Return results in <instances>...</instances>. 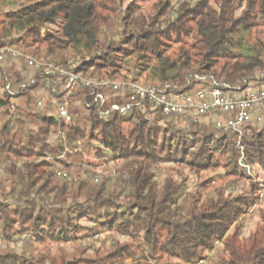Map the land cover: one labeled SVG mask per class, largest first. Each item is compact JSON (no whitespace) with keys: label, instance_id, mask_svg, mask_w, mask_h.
<instances>
[{"label":"trees","instance_id":"16d2710c","mask_svg":"<svg viewBox=\"0 0 264 264\" xmlns=\"http://www.w3.org/2000/svg\"><path fill=\"white\" fill-rule=\"evenodd\" d=\"M1 2L4 9L8 0ZM126 2L24 0L0 15V48L26 45L58 66L77 63L76 72L91 80L151 79L178 93L194 92L196 75L235 91L264 87V0ZM7 77L14 87L22 82L19 71ZM40 80L13 101L0 98V241L23 238L27 246L1 250L0 264H198L218 244L217 264H264V213L248 238L239 223L264 191V124L250 123L239 138L214 129L212 118L184 123L148 103L102 117L112 104L127 102L110 93L100 107L86 91L77 100H88L91 109L76 108L75 120L60 122L32 111ZM117 161L127 176L118 194L106 182L93 190L55 174ZM163 164L214 177L193 189L187 179L161 186L152 169ZM223 178L251 181L250 191L226 196L215 187ZM213 187L215 195L206 193ZM103 234L126 241L95 258H51L30 249Z\"/></svg>","mask_w":264,"mask_h":264},{"label":"built area","instance_id":"2783aa9c","mask_svg":"<svg viewBox=\"0 0 264 264\" xmlns=\"http://www.w3.org/2000/svg\"><path fill=\"white\" fill-rule=\"evenodd\" d=\"M15 49L23 50V57L15 56ZM77 63L68 67L58 66L55 62L39 59L29 52L26 45L20 48H0V78L4 77L6 84L0 86V97L14 100L23 90H29V81L41 82L33 112L48 113L60 118V122H71L76 119V108L86 111L92 104L88 100H77L81 92H88L89 98L100 107L109 104V94L119 96L127 102L125 105L114 103L110 111L100 112L107 117L110 112L126 114L133 108L148 103L154 110L163 115L176 117L184 123H199L206 118H212V126L222 134L235 133L239 138L244 135V127L250 123L264 124V87L250 85L246 89L235 91L228 85L223 90H208V82H218L214 77L196 75L203 78V85L186 95L179 93L170 86L156 87L151 84H139L133 80H91L76 72ZM21 72L22 82L16 87L8 81V71ZM9 110L16 114L17 106L9 104ZM59 177H67L66 173H56ZM264 201V195L261 196ZM198 264H208L204 258Z\"/></svg>","mask_w":264,"mask_h":264},{"label":"rangeland","instance_id":"374dc122","mask_svg":"<svg viewBox=\"0 0 264 264\" xmlns=\"http://www.w3.org/2000/svg\"><path fill=\"white\" fill-rule=\"evenodd\" d=\"M130 2V0H126ZM178 1H187V0H173L174 3ZM192 4H195L198 0H188ZM24 0H8V4L3 9V3H0V15L10 9H16L18 8V5L23 3ZM150 6V4L148 5ZM262 35H259V38ZM256 37V36H255ZM255 40V38H253ZM17 50V49H16ZM19 51V50H17ZM22 52V51H20ZM78 66V65H77ZM120 81V80H118ZM146 80L142 79L139 84H145ZM146 84H154V81L149 79ZM201 122V121H200ZM182 125H185L182 123ZM245 134V130H244ZM63 137V136H62ZM53 142L56 140V138L52 139ZM57 141V140H56ZM123 162L117 161V162H109L106 166L103 167H97V168H88L84 167L81 172H66V171H60L66 173L67 177H59L56 173V177L58 179H61L63 181L71 182L78 184L79 182L86 183L91 189H97L99 185H101L103 182H106L108 184V189H110L111 193H121L123 189H119L117 185L121 183L123 180L127 179L126 173L123 170ZM176 167V168H175ZM156 176L158 183L163 186L166 184V181L168 179L173 178L178 183H181L183 180L187 179L186 181L189 182V189H193L194 186L200 185L203 183V181L209 180L212 177H214V174L209 173H203L199 178H196L195 176H192L188 170H180L177 166L173 165H159L156 168L152 169ZM246 171L250 174L251 169L249 167H246ZM4 169L1 167L0 164V180L2 177H4ZM260 181V179H255L254 182ZM250 185L251 181L247 182H241L237 184H228L226 179H221V182L217 183L215 187H223L225 188V194L228 195H240L245 194L250 191ZM211 188L208 192L209 195H215L216 188ZM264 195V191L260 194L259 199L256 201V204L252 207V209L249 210V212L239 220V223L242 225V237L248 238L251 235V232L256 230L260 224L262 219V214L264 213V201L261 200V196ZM25 239H17L12 241H0V251L11 249L16 250L18 252L24 251L27 246H25ZM125 238L123 237H117L110 234H103L100 236H96L90 239L83 240L79 243L75 244H49L46 247H38L36 245L30 246V249L33 250H41L42 253L47 254L48 257L51 258H61V257H70V258H79V257H87V258H95L99 257V255H102V252L108 251L112 249V247H115V244L117 242L123 243L125 242ZM222 249L221 244H218L217 247L213 250L207 253V259L208 264H217L218 258H219V251ZM124 264H133L132 260L125 261Z\"/></svg>","mask_w":264,"mask_h":264},{"label":"bare ground","instance_id":"6f19581e","mask_svg":"<svg viewBox=\"0 0 264 264\" xmlns=\"http://www.w3.org/2000/svg\"><path fill=\"white\" fill-rule=\"evenodd\" d=\"M13 48V47H11ZM15 56L16 57H23V52L17 51L15 49ZM195 80L199 83V85H203V78H195ZM195 82V81H194ZM196 83V82H195ZM190 84V83H189ZM35 86L36 87V81H29V88ZM188 87V86H187ZM182 89V88H181ZM183 90V89H182ZM185 90V89H184ZM208 90H213V91H220L223 90V84H220L219 82H208ZM185 92V91H184ZM179 95H186V93H179ZM4 98V97H0ZM50 117H54L57 120L60 121V118L57 117L56 115H50L48 113H45Z\"/></svg>","mask_w":264,"mask_h":264}]
</instances>
